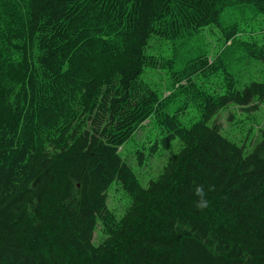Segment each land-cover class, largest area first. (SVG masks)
<instances>
[{
    "label": "trees",
    "instance_id": "1",
    "mask_svg": "<svg viewBox=\"0 0 264 264\" xmlns=\"http://www.w3.org/2000/svg\"><path fill=\"white\" fill-rule=\"evenodd\" d=\"M244 54L264 61V0H0V264H264V131L245 153L210 123L264 98V79L226 72ZM221 66V92L196 85ZM180 93L186 125L187 100L167 110ZM155 123L151 160L179 146L143 186L120 148Z\"/></svg>",
    "mask_w": 264,
    "mask_h": 264
},
{
    "label": "rangeland",
    "instance_id": "2",
    "mask_svg": "<svg viewBox=\"0 0 264 264\" xmlns=\"http://www.w3.org/2000/svg\"><path fill=\"white\" fill-rule=\"evenodd\" d=\"M237 16L238 11H235L234 17ZM239 16L246 17L245 20H241L240 23L244 25L247 31L254 30L255 32L260 33L259 27L262 22L260 16L254 15L250 11L246 10H244L243 15ZM228 18L232 19V15L229 14ZM210 41L214 44V35H211ZM211 59H213V57ZM217 70L219 73L199 72L198 76L195 77L196 85L210 91L216 90L221 92L224 89L223 67L221 66ZM147 71L148 69H146L142 78L148 82L150 86L160 90L170 88L168 85L169 79L166 69H150L149 72ZM226 72L232 73L236 79V85L241 87L244 82L249 80L264 79V61H251L250 57L244 54L241 56L240 60L235 59L232 68ZM173 99L174 100L171 101V105L167 107V110L170 112H173L174 108L183 104V102L187 100L185 108L183 110L179 109L176 111L180 121L186 125L198 119L199 111L190 97L186 98L184 97V93H180ZM213 121H217L218 123L220 122L219 128L222 135L234 141L237 145L243 147L244 152L248 153L262 138V132L264 131V98L258 102V107L256 109H241L235 103H230L222 108L210 120V123H213ZM161 137H163V134L160 127L156 123L154 125L145 124L138 132L136 131L132 137L124 143L122 148H120L121 156L128 161L140 184L143 186H146L148 180L158 174L162 164H164L166 159H168L178 149L179 145L177 146L176 144L179 140L175 139L169 148L163 149L159 147V150L152 154H155V156L151 160L149 156L150 147L154 145L157 140H160ZM137 151L143 152L145 157L143 164H139L137 162ZM129 200V196L123 190L121 184L116 180L113 181L107 190L108 207L113 209L117 215H120ZM103 237L104 234L101 231L100 224H98L96 230L94 231V242L97 243L101 241Z\"/></svg>",
    "mask_w": 264,
    "mask_h": 264
}]
</instances>
